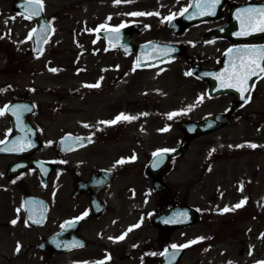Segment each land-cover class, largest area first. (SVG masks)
I'll return each instance as SVG.
<instances>
[{
    "label": "flooded vegetation",
    "instance_id": "1",
    "mask_svg": "<svg viewBox=\"0 0 264 264\" xmlns=\"http://www.w3.org/2000/svg\"><path fill=\"white\" fill-rule=\"evenodd\" d=\"M212 2L0 0V227L14 226L10 240L19 244L23 231L26 239H36L33 264H161V255L173 245L180 250L176 264H213L215 212L194 201L197 177L187 172L190 178H183L180 168L190 143L225 130L244 131L256 120L263 123L258 106L264 78L247 84L250 91L244 92V99L241 92L210 93V88L216 90L212 83L217 77L242 62L235 55L225 59L230 49H264L259 19L249 28L246 14L264 9V0H218L209 8ZM242 23L246 34L238 35ZM112 29H119L116 40L127 44L125 50L102 36ZM146 45L179 54L136 68V50ZM61 49L69 54L66 60ZM103 53L126 58L133 81L134 74L143 78L168 64L198 73L188 75L197 106L191 113L198 115L172 123L182 138L157 129L160 140L151 139V124L138 133H120L115 125L108 134L77 117L84 110L68 106V101L80 96L64 90V97L51 82L65 87L74 78L93 81ZM111 65L117 67L116 61ZM119 79L116 72L114 90ZM11 104L15 107L8 110ZM209 116L220 118L206 135L190 139L177 128L179 121L200 122ZM222 154L230 153L212 149V163ZM213 186L217 199L222 185ZM174 207L179 209L168 215ZM173 217L179 220L177 226L167 225ZM199 227L206 229L201 240ZM49 238V244L42 243Z\"/></svg>",
    "mask_w": 264,
    "mask_h": 264
},
{
    "label": "rangeland",
    "instance_id": "2",
    "mask_svg": "<svg viewBox=\"0 0 264 264\" xmlns=\"http://www.w3.org/2000/svg\"><path fill=\"white\" fill-rule=\"evenodd\" d=\"M61 51V56H65L66 60L69 54L64 49ZM101 61L100 73L93 81L89 78H74L65 87L61 82H51L59 87L57 92L62 96L64 90L72 93V89L82 95L80 99L68 101V106L84 110V114L77 115L78 117L85 119L87 124L92 122L91 129L108 134L113 133L110 129H114L115 125H118L120 133L122 130L138 133V130L151 124V139L160 140L156 137L159 134L157 129L163 134L174 131V137L182 138L172 126L173 119L176 116L189 118L193 114L198 115L191 113L197 108L194 107L195 85L186 75L183 66H160L143 78L134 74L133 81L130 75L132 69L129 67L131 64L126 58L103 53ZM113 61H116L117 67L111 65ZM116 72L119 73L120 82L114 90L110 85ZM96 84L99 87H85ZM39 85L46 86L42 80H39ZM97 88L100 90H96ZM262 90L264 92V85ZM43 96L40 91L39 97ZM262 97L258 108L264 112V93ZM39 100L47 102L45 98ZM173 113L175 115L168 119ZM121 114L136 119H121L113 126L101 123L113 121ZM152 116L153 120L149 119ZM261 119L263 123L256 120L241 132L225 130L213 136L202 137L190 143L184 155L183 167L180 168L184 173L183 178H190L187 172H191L192 177H197L194 201L208 211L215 212L213 264H264V115ZM257 123L260 124L259 129L256 127ZM169 137L170 135L165 136ZM210 142H217L218 145L213 147ZM105 144L108 145V142ZM215 148L230 154H222L220 161L212 163L210 152ZM226 156L230 158L224 159ZM216 182L222 185L217 199L213 197V185ZM241 202L244 203L236 208ZM225 208L229 211L224 212ZM199 230L201 240L206 229L199 227ZM13 235V229L0 227V264H33L31 257L37 252L36 239H26V232L23 231L20 235L22 243L15 244L10 240Z\"/></svg>",
    "mask_w": 264,
    "mask_h": 264
},
{
    "label": "snow or ice",
    "instance_id": "3",
    "mask_svg": "<svg viewBox=\"0 0 264 264\" xmlns=\"http://www.w3.org/2000/svg\"><path fill=\"white\" fill-rule=\"evenodd\" d=\"M116 2L119 3L120 0H116ZM36 3L40 4V0H36ZM215 3H218V0H213L212 4L209 5V8H213L215 6ZM33 14H35V13H33ZM207 14H212V12L209 11ZM246 14L249 17L248 27L249 28L252 27L251 21L254 18H256V19H259V27L257 28V30L260 32H264V9H259V10L249 9V10H247ZM253 14H255V16ZM134 15H144V13H136ZM25 18L27 19L28 17H25ZM100 27L103 28L104 26L101 25ZM120 27H124V25H121ZM243 28H244V25L242 23V32L239 33L238 35L246 34L243 31ZM111 31L118 32L119 29H112ZM33 32H35V29L33 30ZM29 38H31V34H30ZM45 41H46V38H45ZM231 51H233V50L230 49L229 52H231ZM235 51L243 52V53L247 54L248 60L246 62H244L242 60L241 64L238 66L233 64L231 72H229L226 69L225 73L221 74V76L217 77V79L220 80V86L221 87H228V88L235 87L237 89V91L241 92V98L244 99V92L250 91V89L247 86L248 80H250L252 78V76H258V75H261L262 73H264V67H262L261 63H260L261 61H264V49L248 48V49H237ZM51 71L54 72L56 70L51 69ZM186 75H192V73L189 72V73H186ZM261 78H264V76H262ZM85 87H99V84L85 85ZM24 110H28V109H24ZM14 111H19V110L14 109ZM3 114H4V111L0 110V115H3ZM173 115H175V113L170 114L168 116V119H171ZM121 119L130 121V120L136 119V117H129V116H125L124 114H121L120 116H117L116 119L113 121L101 122V123L114 124ZM84 127H88V125H84ZM166 130L167 129H165V131ZM77 142H79V139ZM89 142H90V140H89ZM250 146L256 147L255 145H250ZM0 150H2V149H0ZM154 155H159V154L157 153ZM119 163H124V161L122 160ZM243 203L244 202H241V204H238L235 207L238 208ZM223 211L227 212V211H229V209L225 208ZM85 215H87V213H85ZM34 222L38 223V221H34ZM168 222H174V221H165V223H168ZM12 223L15 224L16 221H13ZM69 226H71V225H69ZM136 227H139V225H136ZM131 230L132 229H129L128 231H131ZM125 235H126V233H125ZM119 239H121V240L124 239V235H122ZM192 243H196V241H193ZM188 246L189 245H183L182 247H188ZM172 247L175 249L177 246L173 245Z\"/></svg>",
    "mask_w": 264,
    "mask_h": 264
},
{
    "label": "water",
    "instance_id": "4",
    "mask_svg": "<svg viewBox=\"0 0 264 264\" xmlns=\"http://www.w3.org/2000/svg\"><path fill=\"white\" fill-rule=\"evenodd\" d=\"M111 33L113 32H109V33H104V35L110 39L109 42L112 43L113 41L111 40ZM114 44V43H113ZM149 52H152V51H149ZM158 54L159 57L158 58H166L167 56H169V53L165 52V51H158V52H154L153 54ZM152 54V55H153ZM229 55H237L240 60H248V55L243 53V52H238V51H232V52H228L227 53V56ZM151 55V56H152ZM226 56V57H227ZM153 60L155 59H149V56L147 55H141L140 52L138 53V55L136 56V65H141V64H149L151 63ZM240 65V64H239ZM262 67H264V64L261 65ZM201 75H206V73H200ZM264 73H262L261 75H263ZM261 75H258V76H253L252 78H257ZM216 84H218L220 86V81L217 82ZM224 90H231L233 89L232 88H228V87H222ZM209 119L208 120H205L203 123H200V124H194V123H190V124H185V128L188 132L192 133V134H200V133H204L206 132V130H209ZM172 255L176 256V251L175 250H170V251H167L164 255H163V261H169L171 258H172ZM174 264V263H173Z\"/></svg>",
    "mask_w": 264,
    "mask_h": 264
},
{
    "label": "bare ground",
    "instance_id": "5",
    "mask_svg": "<svg viewBox=\"0 0 264 264\" xmlns=\"http://www.w3.org/2000/svg\"><path fill=\"white\" fill-rule=\"evenodd\" d=\"M106 108H108V106ZM111 108H113V105L112 104H111Z\"/></svg>",
    "mask_w": 264,
    "mask_h": 264
}]
</instances>
